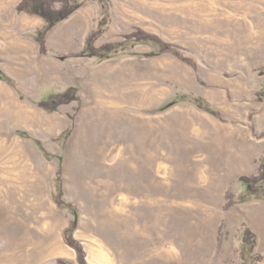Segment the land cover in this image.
I'll return each instance as SVG.
<instances>
[{"label":"rangeland","instance_id":"rangeland-1","mask_svg":"<svg viewBox=\"0 0 264 264\" xmlns=\"http://www.w3.org/2000/svg\"><path fill=\"white\" fill-rule=\"evenodd\" d=\"M21 1L0 0V67L16 81L0 78V264H78L63 235L73 213L53 197L58 160L32 137L63 154L89 264H239L243 223L264 253V200L225 208L264 156V0H88L55 20L47 52L42 4ZM93 29L97 46L137 30L164 45L74 56ZM70 87L81 104L36 103Z\"/></svg>","mask_w":264,"mask_h":264},{"label":"trees","instance_id":"trees-1","mask_svg":"<svg viewBox=\"0 0 264 264\" xmlns=\"http://www.w3.org/2000/svg\"><path fill=\"white\" fill-rule=\"evenodd\" d=\"M88 0H22L18 6V10H26L32 3L39 2L42 4L44 12L46 14L45 29L40 37V49L42 52H47V40L46 32L55 23L58 18L68 17L77 8L83 5ZM109 3V0H101ZM59 4V6H58ZM59 16V17H58ZM101 31L93 29L86 38V43L82 50L73 53L74 56H86L95 57L99 60H107L118 54L121 49L128 43H137L143 40H153L160 45H164V41L156 34L149 33L145 30H137L126 36L124 41L107 42L100 46L96 45V40L99 37ZM0 78L16 86V81L10 77L4 69L0 67ZM74 87L68 88L66 91L56 93L53 98L46 100H39L36 103L50 109H57L59 105L67 103L69 100H77L81 104L80 97L76 93ZM197 105L213 114H218V111L209 105L202 97H198L196 100ZM72 131V127L64 130L58 137V140L67 141ZM19 134L22 136L31 137L28 132L19 130ZM39 146L42 154L48 160L56 158L58 160V168L56 170L54 183V200L60 207L67 208L72 211L73 217L70 220L68 226L64 229L63 235L66 243L73 247L77 252L78 264H89L87 259V253L83 243L77 239L74 234L79 226L80 214L78 206L64 198V181H63V154H54L48 151L43 145L40 139L32 137ZM258 170L254 174L243 175L240 177L241 183L247 188L245 194L235 198L232 193L227 194V201L225 208L229 209L238 203H243L248 200L258 199L264 200V156H260L258 159ZM258 244V236L254 229L247 223L242 225V241L239 250L240 263L239 264H258L264 259V253L256 250ZM58 264H71L65 259H58Z\"/></svg>","mask_w":264,"mask_h":264}]
</instances>
